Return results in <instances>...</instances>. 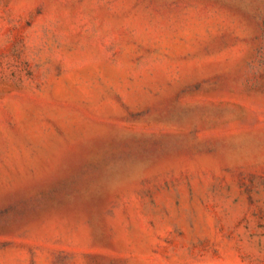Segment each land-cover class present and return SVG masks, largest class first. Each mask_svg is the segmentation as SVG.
<instances>
[{
    "label": "rangeland",
    "instance_id": "1",
    "mask_svg": "<svg viewBox=\"0 0 264 264\" xmlns=\"http://www.w3.org/2000/svg\"><path fill=\"white\" fill-rule=\"evenodd\" d=\"M0 264H264V0H0Z\"/></svg>",
    "mask_w": 264,
    "mask_h": 264
}]
</instances>
